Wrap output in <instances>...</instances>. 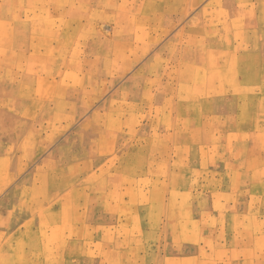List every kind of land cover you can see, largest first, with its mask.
Instances as JSON below:
<instances>
[{"label":"rangeland","instance_id":"obj_1","mask_svg":"<svg viewBox=\"0 0 264 264\" xmlns=\"http://www.w3.org/2000/svg\"><path fill=\"white\" fill-rule=\"evenodd\" d=\"M189 45L202 62L190 74ZM263 161L264 0H0L10 264L143 262L151 245L153 264H194V241L214 248L195 229L221 226L224 191L264 194ZM256 249L247 264H264V241Z\"/></svg>","mask_w":264,"mask_h":264},{"label":"crops","instance_id":"obj_2","mask_svg":"<svg viewBox=\"0 0 264 264\" xmlns=\"http://www.w3.org/2000/svg\"><path fill=\"white\" fill-rule=\"evenodd\" d=\"M182 30H180L177 33L176 37L180 36V33L182 32ZM191 31L193 30L191 29ZM190 45L186 48V52H189V50L192 51L195 48V51H196L195 54L188 57L189 59H192L193 62L188 66L185 65L184 64L185 57L181 55L183 57V60L181 61L182 66L187 67L186 73H189V74L193 72V70L196 69L200 65V63H202L201 58L199 56L200 51L198 50V48L190 46ZM201 53L203 54V52ZM204 60H205L204 62L207 63L206 62L207 59H204ZM243 78L246 79V75H243ZM208 85H214V83H211L209 79ZM222 85H224L223 87L226 88V83ZM206 105L208 108H210L212 105V102L207 101ZM229 108L230 106L228 105L227 100L224 99L220 106V112L222 114H225L229 110ZM263 164H264V161H263ZM259 185L261 184L258 181L257 186ZM250 191L247 190V192H245V189H241L240 191L236 192L232 188L231 189L227 188L224 191L223 198H222L225 201L220 200V206L218 207L220 208L219 213H223L224 218H225L221 226L219 224H215L214 226L209 225V227H204V226L196 227L195 230L197 231L198 234H200L199 232L201 230L205 231L204 235H208L206 239H209L207 240L208 242L207 241L205 242H207L208 245H211L214 248L212 249V252L204 251L205 248L200 241L203 236L200 239L198 238L197 241H194V243L192 244L194 264L204 263L206 260V255L210 259L216 258L215 260L217 262L215 264H247L248 261L250 260V251L252 255L251 259H253L254 255L259 254L257 252L256 246L260 242L264 241V223H262V219H260V215H264V194L262 193L261 190H257L256 192L252 193L253 195H251V197H249L248 192ZM253 196L255 197L253 198ZM251 199H253L256 202L252 203ZM215 203H216L215 200H211L209 207L212 208ZM198 209L199 207L196 208L195 210L197 211ZM249 217H251V219L252 220L254 219V220L250 222ZM220 229L229 231L225 240L214 237V235L216 236L218 235V233L220 232ZM150 247H151V250H149V247H147L146 253L144 255H140L141 258H144L143 262H142V259L141 260L138 259L137 257L138 253L137 252L133 253V251H130V253L128 254V257L127 258L124 257L122 261L128 262V264H143V263L153 264L152 262H156L158 259L163 261V256L158 252L159 249L161 250L160 246L157 245L158 249L152 248L153 245H151ZM154 247H156V245H154ZM21 255H22L21 253L16 255L17 256L16 264H57V261L55 258L54 259H46V258L42 259V257L38 258L33 255L32 256L28 255V258L21 261L20 259H18L21 257ZM70 256H71V259H70ZM70 256L66 255V259L62 260L63 262L61 261V263L76 264L75 262H78V263L80 262V264H85V263L94 264L95 261L103 262V259L105 257L104 254L103 255L98 254L97 257L95 258L93 256V257H88V258L80 257L79 259H73L72 254ZM114 256H116V254L114 255L108 254V258L109 257L113 258ZM90 258H93V259H90ZM211 263L212 261H210L209 264ZM0 264H10L8 251L6 250L0 251Z\"/></svg>","mask_w":264,"mask_h":264}]
</instances>
